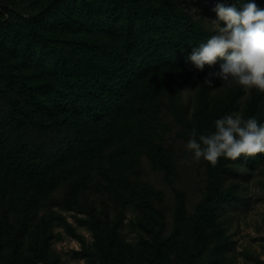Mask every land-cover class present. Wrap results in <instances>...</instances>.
Returning a JSON list of instances; mask_svg holds the SVG:
<instances>
[{"label":"trees","instance_id":"16d2710c","mask_svg":"<svg viewBox=\"0 0 264 264\" xmlns=\"http://www.w3.org/2000/svg\"><path fill=\"white\" fill-rule=\"evenodd\" d=\"M248 2L264 10V0H48L27 14L2 8L0 264H55L50 228L68 224L59 213L38 217L42 199L100 162L143 80L163 70H197L189 60L192 49L215 32L193 19L185 4L211 8L218 19L217 4L241 10ZM255 109L251 98L244 120ZM254 118L264 124V116ZM255 160L237 159L246 166ZM235 161L220 157L215 166L207 164L209 192H218L219 179ZM68 189L62 204L53 206L89 217L94 246L87 254L108 264L111 249L101 237L95 205L78 200L76 187ZM220 194L223 202L233 198ZM169 241L154 233L146 263L164 264Z\"/></svg>","mask_w":264,"mask_h":264},{"label":"rangeland","instance_id":"374dc122","mask_svg":"<svg viewBox=\"0 0 264 264\" xmlns=\"http://www.w3.org/2000/svg\"><path fill=\"white\" fill-rule=\"evenodd\" d=\"M47 2L0 0V19L3 7L27 14ZM185 7L216 32L211 8ZM219 71L163 70L139 84L132 110L119 121L100 162L56 185L37 208L38 217L59 213L68 224L50 228L55 264H99L98 256L87 254L94 246L89 217L53 206L62 204L69 185L78 189V200L96 207L101 237L111 249L108 264H147L154 233L170 240L164 264H264V156L256 155L253 166L236 160L219 179L218 192H209L208 162L197 161L187 148L193 129L198 138L214 132L215 121L227 115L244 120L251 98L253 118L264 116V92L231 78L205 84L210 72ZM220 193L233 198L223 202Z\"/></svg>","mask_w":264,"mask_h":264},{"label":"clouds","instance_id":"9594fccd","mask_svg":"<svg viewBox=\"0 0 264 264\" xmlns=\"http://www.w3.org/2000/svg\"><path fill=\"white\" fill-rule=\"evenodd\" d=\"M195 11V10H194ZM217 20L211 21L216 32L206 43L192 49L189 60L199 70L213 66L217 60L219 72H210L205 84L211 87L213 77L224 82L231 78L245 89L264 92V10L254 2L243 4L241 10L217 4ZM226 26L221 27L220 22ZM215 131L192 138L187 148L197 161L201 157L215 166L220 157L237 160L241 156L254 157L264 153V125L258 126L255 118L243 120L240 115H227L215 121Z\"/></svg>","mask_w":264,"mask_h":264}]
</instances>
